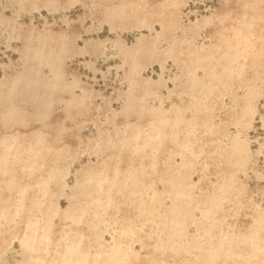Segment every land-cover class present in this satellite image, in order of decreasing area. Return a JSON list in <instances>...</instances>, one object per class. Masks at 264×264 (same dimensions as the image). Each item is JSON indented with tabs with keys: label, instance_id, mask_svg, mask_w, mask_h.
Instances as JSON below:
<instances>
[{
	"label": "rangeland",
	"instance_id": "obj_1",
	"mask_svg": "<svg viewBox=\"0 0 264 264\" xmlns=\"http://www.w3.org/2000/svg\"><path fill=\"white\" fill-rule=\"evenodd\" d=\"M0 264H264V0H0Z\"/></svg>",
	"mask_w": 264,
	"mask_h": 264
},
{
	"label": "bare ground",
	"instance_id": "obj_2",
	"mask_svg": "<svg viewBox=\"0 0 264 264\" xmlns=\"http://www.w3.org/2000/svg\"><path fill=\"white\" fill-rule=\"evenodd\" d=\"M14 117V115H12Z\"/></svg>",
	"mask_w": 264,
	"mask_h": 264
}]
</instances>
